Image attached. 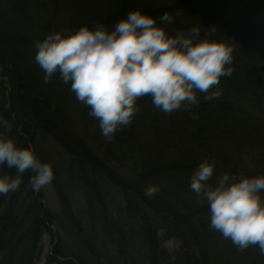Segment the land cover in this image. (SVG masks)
Masks as SVG:
<instances>
[{"label": "trees", "instance_id": "trees-1", "mask_svg": "<svg viewBox=\"0 0 264 264\" xmlns=\"http://www.w3.org/2000/svg\"><path fill=\"white\" fill-rule=\"evenodd\" d=\"M1 1L7 5L10 15L18 24L15 29L0 26V84L5 103L0 106V119L10 126V130L0 126V132L11 139L15 135L17 147L25 149L33 145L37 158L44 163L40 145L49 142L68 154L71 168L84 174L89 170L93 174L96 171L105 174L125 195L128 196V192L140 195L146 206L151 205L149 198L144 195L150 186L160 188L165 196H171L169 201L184 200L183 188H190L191 177L200 163L215 161V155L210 154L211 147L217 149V154L223 157L225 163L228 162L227 173L230 176L238 179L264 176V21L254 25L257 22L251 20L253 14L264 18V0H198L199 8L207 2V12L200 16L204 20L200 37L225 42L234 48L233 62L229 65L233 69L232 75L222 77L219 85L210 90L219 91L220 96L205 100L203 94L198 93V105L171 113H164L154 107L150 96L141 97L137 101L139 110L131 124L119 130L110 141L102 136L98 120L88 115V107L78 102L74 95L67 96L73 105H66L65 94L48 91L33 73L28 52L36 48L37 42H42L53 33L49 25V28L43 29L45 35L41 37L35 28L30 34L29 29L37 26L34 14L59 11L65 5L71 7L74 18L81 16L89 28L96 24L109 28L125 19L128 13L139 10L142 14L156 18L157 25L171 35L168 29L170 24H161L159 17L167 13L171 19L176 18L173 12L180 9L179 5L160 6L151 0ZM262 45L263 50L260 49ZM68 107H74L80 113L86 131L85 138L74 132ZM148 138L161 146L164 153L172 151L177 159L158 165H140ZM92 141L98 148L92 145ZM225 152L227 156L223 154ZM219 168L215 163V170ZM123 170L133 175L132 183L117 178L119 171ZM16 171L6 163L1 165L4 175L16 178ZM33 175L31 169L23 173L11 208L15 207ZM54 177L58 181L55 171ZM177 184L180 188L174 189ZM58 193L65 202L63 192L58 190ZM36 196L34 230L44 228L52 234L50 227L53 221L41 202L43 195ZM99 201L102 202V199L99 198ZM160 204L167 207L163 210L170 216L169 223L175 226L193 222L197 215L204 212L209 214L208 206L203 210H193L191 208L194 207L189 205L191 215L186 218L184 214L175 213L170 204ZM128 210L131 211L130 208ZM209 225L210 218L207 217V253L203 250L197 257L188 256L191 257L188 259L189 264H196L195 258L202 264H217L218 260L224 264H244L249 258L251 264H264V255L255 245L241 251L230 242L226 250H220L223 237ZM55 235L60 239L59 233ZM156 235L157 232L152 233L150 229L143 232L150 248L154 245L161 248ZM197 236H200L199 232ZM54 252L58 257L62 256L59 241ZM55 258V255L50 257L53 262L62 264ZM72 261L75 260L71 259L66 264H73Z\"/></svg>", "mask_w": 264, "mask_h": 264}, {"label": "clouds", "instance_id": "clouds-1", "mask_svg": "<svg viewBox=\"0 0 264 264\" xmlns=\"http://www.w3.org/2000/svg\"><path fill=\"white\" fill-rule=\"evenodd\" d=\"M161 24H171L165 13ZM35 62L47 84L54 75L90 110L107 140L131 124L138 112L137 101L150 96L154 107L164 113L198 105V93L205 100L220 96L210 91L222 77L232 75L234 48L225 42L200 39V30L169 35L156 18L137 10L128 13L111 30L103 24L49 34L35 45ZM0 126H10L0 119ZM7 164L22 174L31 169L33 191L39 192L54 179L53 167L41 163L29 148L0 132V165ZM215 161L200 163L191 177L190 189L210 213L209 227L243 251L258 246L264 255V176L237 178L228 173L212 179ZM22 183L18 175L0 176V196L16 191ZM158 192L148 187L144 195Z\"/></svg>", "mask_w": 264, "mask_h": 264}, {"label": "rangeland", "instance_id": "rangeland-1", "mask_svg": "<svg viewBox=\"0 0 264 264\" xmlns=\"http://www.w3.org/2000/svg\"><path fill=\"white\" fill-rule=\"evenodd\" d=\"M151 1L167 7L179 5L180 9L173 12L176 18L171 19L172 24L168 26L172 36L178 32L187 33L192 28H198L200 34L202 33L204 20H201L200 16L207 12V2L199 8L198 0ZM200 9H203V12ZM33 17L37 26L29 29V32L33 34L35 28L39 31L37 32L40 37L45 35L43 29L49 28V25L53 33L74 31L86 26L81 16L74 18L71 7L65 5L59 11L35 13ZM251 20L257 22L254 25H260L264 18L260 15L258 18L253 14ZM0 24L1 27L14 29L18 24L10 15L7 5L1 0ZM112 27L108 29L111 30ZM262 44L264 45V42ZM263 45L260 47L261 50ZM36 51V48L30 50L27 56L33 73L48 91L65 94L66 105H73L71 98L67 96H75V94L70 90V85L64 84L58 75H54L47 84L43 82L44 72L35 62ZM4 104L0 84V106ZM68 113L76 135L85 138L86 131L78 110L68 107ZM12 139L16 143L15 135ZM93 142L92 145L98 148ZM146 142L140 165H158L163 161L177 159L174 158L172 151L164 153L161 146L155 144L153 139L148 138ZM89 143L94 148L91 142ZM29 147L36 155L34 146L29 145ZM40 151L44 156V163L50 164L58 175V181L54 177L50 185L35 193L28 184L22 190L14 208H11L10 204L16 194L15 191L0 196V264H57V261L53 262L50 259L53 255L62 264L70 261L64 260V257L74 259L73 264H189L188 259L197 257L200 251L204 250L207 253V217L210 218V213L207 215V212H204L197 215L193 222L175 226L174 223H169L170 216L163 210L167 207L159 205V203H168L175 213L184 214L186 218L191 215L189 205L194 207L191 208L193 210L196 208L203 210L207 204L201 203L189 187V189L183 188L185 198L182 201H169L171 196H165L157 187L158 192L151 198L148 197L151 205L146 206L140 195L129 192L128 196L125 195L107 179L105 174L98 171L97 174H93L91 170L84 174L78 169L71 168L68 163L70 157L59 147L43 142ZM217 153V149L211 147L210 154L215 155L216 166L220 167L214 171L212 183L215 182L216 177L227 173L229 167L228 162L225 163L223 157ZM223 154L228 155L227 152ZM3 175L0 165V176ZM18 175L22 177L23 173L16 171V177ZM117 178L127 183L134 181L133 175L127 170L119 171ZM175 187L180 188V185H175L174 189ZM58 190L63 192L65 202L60 198ZM38 194L43 195L41 202L44 208L48 209L53 221V226L50 227L52 234L44 228L34 230ZM147 229L152 233L157 232L156 238L161 243V248L156 245L150 248L147 245L143 237V232ZM198 232L200 236H197ZM56 233H59L60 239L56 237ZM221 240L220 250L222 248L226 250L231 241L224 238ZM58 241L62 253L59 257L54 252ZM195 261L196 264H202L198 258H195ZM217 264L224 263L218 260ZM244 264H251L250 258L246 259Z\"/></svg>", "mask_w": 264, "mask_h": 264}]
</instances>
